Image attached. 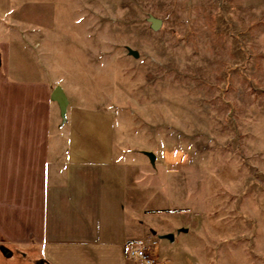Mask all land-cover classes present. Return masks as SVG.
Wrapping results in <instances>:
<instances>
[{"label":"rangeland","instance_id":"rangeland-1","mask_svg":"<svg viewBox=\"0 0 264 264\" xmlns=\"http://www.w3.org/2000/svg\"><path fill=\"white\" fill-rule=\"evenodd\" d=\"M0 40L113 123L189 264H264V0H15Z\"/></svg>","mask_w":264,"mask_h":264},{"label":"crops","instance_id":"crops-1","mask_svg":"<svg viewBox=\"0 0 264 264\" xmlns=\"http://www.w3.org/2000/svg\"><path fill=\"white\" fill-rule=\"evenodd\" d=\"M14 6L0 0V18ZM14 53L0 40V264H141L130 248L151 242L158 264H189L187 226L115 154L113 123L69 105L63 120L49 78Z\"/></svg>","mask_w":264,"mask_h":264},{"label":"water","instance_id":"water-1","mask_svg":"<svg viewBox=\"0 0 264 264\" xmlns=\"http://www.w3.org/2000/svg\"><path fill=\"white\" fill-rule=\"evenodd\" d=\"M150 23H151V27L153 30L157 31L160 29L162 22L158 19L155 18H150ZM131 54L134 57H138L137 53L131 52ZM1 60V59H0ZM51 99L56 102L59 105L60 108V112H61V116L62 119L65 120L66 119V113H67V108L69 105V101L68 98L63 90V88L61 86H56L53 91H52V95H51ZM147 156L150 159V162L152 163V165L155 164V155L151 154V153H147ZM183 232L187 233V230H183ZM163 238L168 239L170 241L174 240V236L173 235H166Z\"/></svg>","mask_w":264,"mask_h":264},{"label":"built area","instance_id":"built-area-1","mask_svg":"<svg viewBox=\"0 0 264 264\" xmlns=\"http://www.w3.org/2000/svg\"><path fill=\"white\" fill-rule=\"evenodd\" d=\"M156 245V242H151L142 246L131 247L129 256L131 259H134L141 264H158V261L153 256V251Z\"/></svg>","mask_w":264,"mask_h":264}]
</instances>
